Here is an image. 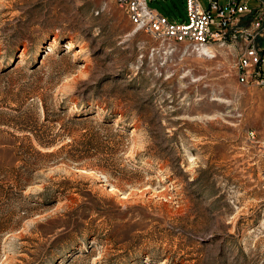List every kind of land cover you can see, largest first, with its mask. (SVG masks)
<instances>
[{
  "label": "rangeland",
  "instance_id": "obj_1",
  "mask_svg": "<svg viewBox=\"0 0 264 264\" xmlns=\"http://www.w3.org/2000/svg\"><path fill=\"white\" fill-rule=\"evenodd\" d=\"M149 6L187 22L186 0ZM0 56V103L40 100L57 141L0 155V264H264V87L238 81L237 46L154 38L115 0H0ZM102 119L112 154L87 143Z\"/></svg>",
  "mask_w": 264,
  "mask_h": 264
},
{
  "label": "built area",
  "instance_id": "obj_2",
  "mask_svg": "<svg viewBox=\"0 0 264 264\" xmlns=\"http://www.w3.org/2000/svg\"><path fill=\"white\" fill-rule=\"evenodd\" d=\"M153 1L115 0L138 30L154 38L204 52L214 46H237L238 81L264 87V0H186L187 22L183 24L171 23L152 9Z\"/></svg>",
  "mask_w": 264,
  "mask_h": 264
},
{
  "label": "trees",
  "instance_id": "obj_3",
  "mask_svg": "<svg viewBox=\"0 0 264 264\" xmlns=\"http://www.w3.org/2000/svg\"><path fill=\"white\" fill-rule=\"evenodd\" d=\"M21 48L22 46H18ZM18 50V49H17ZM16 49L13 51H17ZM1 57V56H0ZM4 62L8 61V56L1 57ZM9 64H0V78L3 77V74L8 73L11 68L13 67V57L10 59ZM20 97V96H18ZM22 98V97H20ZM31 99V97H29ZM28 95L23 97L20 102H17L16 107L10 106V101L6 98L2 99V102L4 103V106H1L3 103H0V127L5 126L8 129L13 130V132L21 134L22 136L16 135L15 133L9 132L8 130H1L0 129V155H19V157L22 158L24 161L29 162L30 159L26 158L25 155H28V152H33L37 156H40V147L43 149H50L53 147L57 141L54 139H47L40 136V100L38 104H33L31 102H28ZM16 101V100H14ZM42 103L43 113H44V120L48 119V113L45 102ZM70 104V106H76V107H83L82 104H76V103H67ZM66 103H62L57 109L61 114H64L66 109L69 108ZM11 107V108H10ZM7 112L4 113L3 112ZM79 114H71L67 117L66 122L69 124H76L79 119H82L83 117ZM88 114V113H87ZM62 120V119H60ZM54 122H57L54 121ZM112 120L108 119H102L99 121L98 126L103 128L104 130H107L110 132V135L103 136L101 141L99 142V138L97 137V134H91L89 136V139L87 140L88 145L93 148L94 147H100L101 151V145L106 144V146L109 149V153H114L116 150L114 148H110V142L111 137L114 135H117L121 137V140L126 139L125 136L119 135V132L113 133V128L110 126L112 123ZM122 126L119 125L117 130H119ZM128 130L127 128L125 129ZM9 137V138H6ZM5 137V138H4ZM120 142V141H118ZM58 151L55 152H49L45 153L44 155H53L56 154ZM36 171V169H29L25 170L26 177L25 179H30L33 175V173ZM144 258H148L150 260H153L152 254L149 253H138V254H131L129 255V252H126L124 254L116 255L115 258L110 259L108 261V264H140ZM102 264V263H100Z\"/></svg>",
  "mask_w": 264,
  "mask_h": 264
},
{
  "label": "bare ground",
  "instance_id": "obj_4",
  "mask_svg": "<svg viewBox=\"0 0 264 264\" xmlns=\"http://www.w3.org/2000/svg\"><path fill=\"white\" fill-rule=\"evenodd\" d=\"M69 49H70V47H69ZM74 57L77 58L78 56L75 55ZM70 111L73 112V113H75V114H77V113L80 112L78 108H74L73 110L71 109Z\"/></svg>",
  "mask_w": 264,
  "mask_h": 264
}]
</instances>
